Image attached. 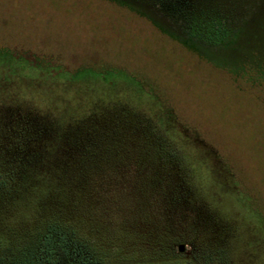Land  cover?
<instances>
[{
  "label": "rangeland",
  "instance_id": "374dc122",
  "mask_svg": "<svg viewBox=\"0 0 264 264\" xmlns=\"http://www.w3.org/2000/svg\"><path fill=\"white\" fill-rule=\"evenodd\" d=\"M127 1L179 34L171 6L201 4L229 38L200 57L113 0H0V106L76 131L46 212L95 264H264V0Z\"/></svg>",
  "mask_w": 264,
  "mask_h": 264
},
{
  "label": "trees",
  "instance_id": "16d2710c",
  "mask_svg": "<svg viewBox=\"0 0 264 264\" xmlns=\"http://www.w3.org/2000/svg\"><path fill=\"white\" fill-rule=\"evenodd\" d=\"M113 1L148 18L127 0ZM171 7L176 18L178 9L185 17L179 26L181 34L173 27L164 29L154 17L148 19L198 56L203 42L217 45L229 38L231 19L222 12L208 11L201 4L194 12L189 5L186 11L184 5ZM75 134V128L68 131L55 128L52 121L37 112L0 106V227L25 235L17 249L0 248V264L96 263L90 242L80 238L73 226L48 214L45 208L48 203L60 205L67 200L62 167L75 151L71 149L75 144L69 139ZM56 185L63 186V190L58 192ZM73 193L76 190L70 195Z\"/></svg>",
  "mask_w": 264,
  "mask_h": 264
},
{
  "label": "water",
  "instance_id": "95a60500",
  "mask_svg": "<svg viewBox=\"0 0 264 264\" xmlns=\"http://www.w3.org/2000/svg\"><path fill=\"white\" fill-rule=\"evenodd\" d=\"M178 249H179L180 251H182V250H183V245H179V246H178Z\"/></svg>",
  "mask_w": 264,
  "mask_h": 264
},
{
  "label": "flooded vegetation",
  "instance_id": "af4514ba",
  "mask_svg": "<svg viewBox=\"0 0 264 264\" xmlns=\"http://www.w3.org/2000/svg\"><path fill=\"white\" fill-rule=\"evenodd\" d=\"M190 1H192V0H190ZM193 1H194V4H195V1H196V0H193Z\"/></svg>",
  "mask_w": 264,
  "mask_h": 264
}]
</instances>
